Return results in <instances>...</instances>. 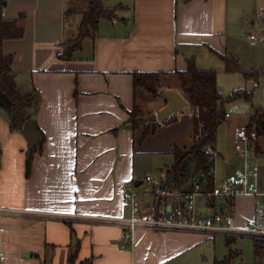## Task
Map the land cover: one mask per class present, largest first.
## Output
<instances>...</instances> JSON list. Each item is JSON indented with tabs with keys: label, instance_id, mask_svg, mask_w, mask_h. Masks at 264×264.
<instances>
[{
	"label": "crops",
	"instance_id": "obj_1",
	"mask_svg": "<svg viewBox=\"0 0 264 264\" xmlns=\"http://www.w3.org/2000/svg\"><path fill=\"white\" fill-rule=\"evenodd\" d=\"M102 5L123 9L114 20H100L94 36L67 60L59 58L63 43L78 36L86 1L6 0L3 18L22 16L23 35L3 41L2 51L12 57L17 87L38 94L33 121L43 141L26 177L27 141L22 131L9 128L0 108V264H69L73 255V264H177L208 239L201 232L140 228L133 232V246L122 249V228L110 220L129 216L125 184L139 192L167 185L174 148L193 145L195 112L173 74L185 72L189 59L205 71L221 62L225 72L218 55L236 58L243 25L258 22L264 29L262 19L254 18L264 11V0H102ZM134 73L163 74L159 96L134 90ZM134 108L147 120L143 124H159L154 132L143 136V125L130 127ZM260 139L253 144L255 156L263 152ZM212 174L214 186L233 175L216 180L214 168ZM260 174L248 187L264 193V170ZM237 201L249 207L235 220L243 227L256 198L237 197L235 209Z\"/></svg>",
	"mask_w": 264,
	"mask_h": 264
},
{
	"label": "trees",
	"instance_id": "obj_2",
	"mask_svg": "<svg viewBox=\"0 0 264 264\" xmlns=\"http://www.w3.org/2000/svg\"><path fill=\"white\" fill-rule=\"evenodd\" d=\"M87 3L86 10L81 12L82 20L79 26V33L75 40L63 43L65 49L59 56L61 59H71L74 52L78 51L81 42L88 37L94 36L98 23L102 19L114 20L117 18V12L122 10L121 6L114 8H104L102 0H84ZM6 0H0V93L5 96L9 102V128L11 130L24 131L26 124L32 120L36 112L39 98L36 92H22L16 85L15 74L12 70V57L5 55L2 51L3 41L9 39H20L23 30L18 27V22L22 19L7 21L3 18V10ZM264 25V19H262ZM224 64L226 73H242L245 80L253 81L264 72L262 71H242L235 57L220 56ZM178 87L187 98L190 107L195 112L193 127V145L190 149L174 148L173 164L166 172V178L163 184L172 186L185 191H190L194 183H197L201 190L210 191L214 188V179L212 174L213 155L206 151L207 147L214 149L216 143V133L218 128L226 121L228 114L224 106L227 103L237 100L251 102L252 93L246 90H237L230 93L227 97L218 92L216 87V73L214 71L199 70L195 67L192 59L187 61V70L185 72H175L173 74ZM163 74L160 73H134V90L141 89L145 91L150 98L155 99L159 96L158 89ZM1 108V107H0ZM143 113L134 108L128 117V123L132 129L143 125V136L154 132L157 123L148 125L143 124ZM173 118L164 120L162 123H168ZM247 131H255L256 140L264 138V111L260 107H252L250 116L246 122ZM39 136L38 149H33L27 156L25 162V176L30 175L31 158L33 153L40 151L43 136L36 129ZM117 131V130H116ZM255 140V141H256ZM1 156V148H0ZM202 177V180L200 179ZM233 238L226 237V242L230 243ZM258 247L264 245V241L252 240ZM235 252H231L222 259H216L213 264H232L236 257ZM75 255L69 257V264H73Z\"/></svg>",
	"mask_w": 264,
	"mask_h": 264
},
{
	"label": "built area",
	"instance_id": "obj_3",
	"mask_svg": "<svg viewBox=\"0 0 264 264\" xmlns=\"http://www.w3.org/2000/svg\"><path fill=\"white\" fill-rule=\"evenodd\" d=\"M257 17L264 19V11H260ZM248 38L250 41H257L259 36L250 34ZM236 138L234 151L242 164L241 168L210 191L201 190L197 183H194L190 191L158 185L146 192H139L125 184L129 216L110 220L122 228L120 247L131 248L133 232L140 228L152 231L201 232L212 237L217 234L243 236L264 241V193L250 189L247 179L250 162L256 155L253 144L257 136L255 131H247L244 128L236 132ZM206 151L215 155L211 147H207ZM146 180L152 181V178L147 177ZM240 196L256 198L252 217L243 227L236 225L233 216L223 214L227 209H234V200ZM219 204H224L221 211ZM3 212L4 210L0 209V215ZM142 212L145 214L142 215ZM3 258L0 251V261Z\"/></svg>",
	"mask_w": 264,
	"mask_h": 264
},
{
	"label": "rangeland",
	"instance_id": "obj_4",
	"mask_svg": "<svg viewBox=\"0 0 264 264\" xmlns=\"http://www.w3.org/2000/svg\"><path fill=\"white\" fill-rule=\"evenodd\" d=\"M84 6L86 7V4ZM254 18L257 20V15ZM74 21L73 26L76 27L79 23L78 16ZM250 34H258L259 39L255 43H252L248 39ZM237 45H239V50H237L236 59L242 71L258 72L264 70V29L258 22H256L254 27L247 25L240 27ZM218 64V68H214L217 66H212L213 68L210 69H216L214 71H218L219 73L217 74L216 87L223 98L227 97L233 91L244 89L252 93V100L249 103L241 99L227 103L224 106L230 118L218 128L216 134V155L214 156L213 163L214 177L216 180L223 175L234 174L241 168L242 164L238 161V155L234 151V145L237 140L235 139V131L244 127V123L247 121L252 107H260L264 111V72L256 80L248 81L245 80L240 72L225 73L222 63L218 62ZM164 110H166V107L160 114ZM1 111L7 118H10L8 108H1ZM260 145L262 146L263 152L252 158V164L248 168V182L255 180L261 175L260 171L264 170V139H260ZM161 169L164 171L165 168ZM159 173L156 171L155 176L159 177ZM238 201L236 203V209L235 207L232 210L227 209L223 214L233 216L237 220L241 216L240 212L249 209V207L246 208V203L239 205L240 202L238 203ZM226 237L233 239L230 243H227ZM207 238L200 246L180 258L177 264H213L214 260L222 259L231 252L237 254L232 264H264V245L258 247L259 245L257 246L249 237L223 236L217 234L214 237L207 236Z\"/></svg>",
	"mask_w": 264,
	"mask_h": 264
},
{
	"label": "water",
	"instance_id": "obj_5",
	"mask_svg": "<svg viewBox=\"0 0 264 264\" xmlns=\"http://www.w3.org/2000/svg\"><path fill=\"white\" fill-rule=\"evenodd\" d=\"M9 102L7 101V99L5 98L4 95H2L0 93V107L1 108H8L9 109ZM173 110L172 105L167 108L166 110L163 111L162 114H160L158 117L159 119H162L163 117H165L168 112H171ZM10 113V112H9ZM153 119L151 118L150 121H152ZM143 123L147 122V120L142 119L141 120ZM23 137L25 138V140L27 141V153L28 155L31 154V151L33 149H38L39 146V140H40V136L36 130V125L34 123V121L30 120L23 131ZM202 180V177L200 178ZM224 207V204H219V210H221Z\"/></svg>",
	"mask_w": 264,
	"mask_h": 264
}]
</instances>
